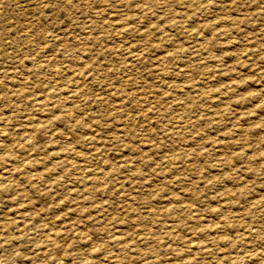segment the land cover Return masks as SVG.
<instances>
[{"label":"rangeland","instance_id":"374dc122","mask_svg":"<svg viewBox=\"0 0 264 264\" xmlns=\"http://www.w3.org/2000/svg\"><path fill=\"white\" fill-rule=\"evenodd\" d=\"M0 6L1 264H264V0Z\"/></svg>","mask_w":264,"mask_h":264},{"label":"bare ground","instance_id":"6f19581e","mask_svg":"<svg viewBox=\"0 0 264 264\" xmlns=\"http://www.w3.org/2000/svg\"><path fill=\"white\" fill-rule=\"evenodd\" d=\"M215 2H216V1H215ZM222 2H223V1H222ZM202 3H203V2H202ZM204 3H205V2H204ZM206 3H207V2H206ZM216 3H217V2H216ZM219 3H220V2H219ZM209 4H210V3H209ZM211 4H212V3H211ZM221 4H222V3H221ZM203 6H205V5L203 4ZM0 7H1V6H0ZM209 7H210V6H209ZM213 7L216 8V6H213ZM201 8H202V7H201ZM201 8H200V9H201ZM207 8H208V7H207ZM211 8H212V5H211ZM231 8H232V7H231ZM0 9H2V8H0ZM218 9H219V8H218ZM146 10H147V9H146ZM146 10H144V11H146ZM203 10H204V8H203ZM205 10H206V8H205ZM208 10L210 11V8H209ZM212 10H213V9H212ZM140 12H141V11H140ZM140 12L138 13V10H137V13H138V14H140ZM183 15H184V14H183ZM199 15H200V14H199ZM137 16H138V15H137ZM197 16H198V15H197ZM202 17H203V16H202ZM181 18H182V17H181ZM196 18H197V17H196ZM196 18H195V19H196ZM197 19H198V18H197ZM178 20H179V17H178ZM186 20H187V18H186ZM186 20H185V22H187ZM188 20H190V19H188ZM193 20H194V19H193ZM198 20H199V19H198ZM227 20H230V21H231L230 18L227 19ZM196 21H197V20H196ZM230 21H229L228 23H230ZM232 21H233V20H232ZM233 22H234V21H233ZM237 22H238V21H237ZM176 23H177V22H176ZM176 23H175V24H176ZM180 23H182V22H179V24H180ZM175 24H174L173 26H175ZM198 24H199V23H198ZM212 24H213V23H212ZM90 25H92V24H90ZM118 25H120V24L118 23ZM176 25H177V24H176ZM185 25H186V24H185ZM181 26H183V24H182ZM225 26H226V25H225ZM198 27H200V26H198ZM178 28H179V26H178ZM185 28H186V27H185ZM196 28H197V27H196ZM95 29H96V28H95ZM183 29H184V28H183ZM93 30H94V29H93ZM93 30H92V31H93ZM118 30H119V29H118ZM185 30H186V29H185ZM197 30L200 31L199 28H198ZM186 31H189V30H186ZM192 31H193V29H192ZM122 32H123V31H122ZM192 33H193V32H192ZM194 33H195V30H194ZM198 33H200V32H198ZM91 34H93V33H91ZM186 34H190V32H189V33H186ZM31 35H32V34H31ZM193 37H194V35H193ZM194 38H196V37H194ZM72 39H73V38H72ZM100 39H101V38H100ZM59 40H60V39H59ZM59 40H58V41H59ZM173 40H174V39H173ZM203 40H204V39H203ZM245 40H246V39H245ZM61 41H62V40H61ZM87 41H88V40H87ZM95 41H96V40H95ZM207 41H208V40H206L205 43H206ZM229 41H230V40L228 39V42H229ZM231 41H232V40H231ZM171 42H173V41H171ZM226 42H227V41H226ZM65 43H66V42H65ZM94 43H95V42H94ZM196 43H197V42H196ZM234 43H235V42H234ZM61 44H62V43H61ZM92 44H93V43H92ZM126 44H127V43H126ZM171 44H172V43H171ZM171 44H170V45H171ZM199 44H201V43H199ZM226 44H227V43H226ZM231 44H232V43H231ZM39 45H41V44H39ZM43 45H44V44H43ZM43 45H42V46H43ZM78 45H79V44H78ZM86 45H87V44H86ZM176 45H177V43H176ZM179 45L183 46V45L180 44V43H179ZM196 45H197V44H196ZM222 45H223V44H222ZM92 46H93V45H92ZM173 46H174V43H173ZM181 46H178V47H181ZM204 46H205V45H204ZM215 46H216V45H215ZM81 47H82V46H81ZM93 47H94V46H93ZM93 47H92V49H93ZM194 47H195V46H194ZM197 47H198V46H197ZM200 47H201V46H200ZM209 47H210V46H209ZM128 48H129V47H128ZM229 48H231V47H229ZM240 48H241V47H240ZM245 48H246V47H245ZM250 48H251V47H250ZM62 49H63V47H62ZM177 49H178V48H177ZM219 49H220V48H219ZM129 50H130V49H129ZM206 50H208V49L205 48V51H206ZM221 50H222V49H221ZM243 50H244V49H243ZM64 51H65V49H64ZM86 51H87V50H86ZM92 51H93V50H92ZM99 51H100V50H99ZM136 51H137V50H136ZM186 51H187V50H186ZM195 51H196V50H195ZM205 51H203V52H204V53H207V52H205ZM222 51H223V50H222ZM250 51H251V49H249V52H250ZM126 52H127V51H126ZM128 52H129V51H128ZM141 52H142V50H141ZM196 52H197V51H196ZM196 52H195V54H196ZM243 52H244V51H243ZM133 53H134V52H133ZM188 53H189V52H187V54H188ZM193 53H194V52H193ZM78 54H79V53H78ZM87 54H88V53H87ZM200 54H201V53H200ZM248 54H249V53H248ZM250 54H252V52H250ZM250 54H249V55H250ZM136 55H137V54H136ZM190 55H191V54H190ZM210 55H211V57H212V54H210ZM246 55H247V54H246ZM257 55H258V54H257ZM86 56H87V55H86ZM124 56H125V54H124ZM137 56H138V55H137ZM200 57H201V56H200ZM233 57H235V56H233ZM130 58H131V57H130ZM135 58H136V57H135ZM191 58H192V57H191ZM197 58H198V57H197ZM202 58H203V57H202ZM213 58H214V57H213ZM131 59L133 60V58H131ZM188 59H189V58H188ZM192 59H193V58H192ZM207 59H208V58H207ZM215 59H216V58H215ZM246 60H247V59H246ZM127 61H128V59H127ZM139 61H140V59H139ZM193 61H194V60H193ZM213 61H214V60H213ZM214 62H215V61H214ZM74 63H75V62H74ZM199 64H200V63H199ZM240 64H241V63H240ZM242 64H243V63H242ZM203 65H204V64H203ZM210 65H211V64H210ZM66 67H67V66H66ZM209 67H210V66H209ZM211 67H213V66H211ZM239 67H240V65H239ZM63 68H64V67H63ZM213 68H214V67H213ZM216 68H218V67H216ZM68 69H69V68H68ZM222 69H223V68H222ZM183 70H184V69H183ZM164 71H165V70H164ZM160 72H161V71H160ZM180 72H181V71H180ZM216 72H217V71H216ZM182 73H183V72H182ZM162 74H163V73H162ZM164 74H165V73H164ZM163 76H164V75H163ZM174 76H175V75H174ZM186 77H187V76H186ZM156 78H157V77H156ZM176 81H177V80H176ZM196 84H197V83H196ZM203 84H205V83H203ZM205 85H206V84H205ZM139 86H140L139 88H141V85H139ZM185 86H186V85H185ZM234 86H235V85H234ZM236 86H237V85H236ZM192 87H194V86H192ZM200 87L202 88L201 85H200ZM200 87H199V88H200ZM231 87H232V86H231ZM231 87H230V88H231ZM137 89H138V87H137ZM172 90H173V89H172ZM73 92H74V91H73ZM141 92H142V91H141ZM224 93H225V92H224ZM140 95H143V93L140 94ZM208 95H209V94H208ZM136 96H137V95H136ZM213 98H214V96H213ZM212 100H213V99H212ZM215 100H216V99H215ZM213 103H214V102H213ZM216 103H218V102H216ZM219 103H220V102H219ZM183 104H184V103H183ZM181 105H182V104H181ZM214 105H215V104H214ZM217 105H218V104H217ZM220 106H221V104H220ZM117 107H118V106H117ZM119 107H120V106H119ZM119 107H118V108H119ZM186 108H187V107H186ZM223 112H224V111H223ZM214 113H215V112H214ZM217 114H218V113H217ZM219 114H220V113H219ZM218 117H219V115H218ZM245 118H246V117H245ZM242 119H243V118H242ZM247 119H248V117H247ZM215 120H216V118H215ZM243 120H244V119H243ZM218 121H219V118H218ZM218 121H217V122H218ZM0 122H1V121H0ZM211 122H212V121H211ZM218 124H219V123H218ZM2 128H3V127H2ZM27 128H28V127H27ZM3 129H4V128H3ZM3 131H5V130H3ZM9 131H10V128H9ZM27 131H28V130H27ZM9 136H10V134H9ZM197 136H198V135H197ZM5 138H6V137H5ZM26 139H27V138H26ZM198 139H199V138H198ZM213 142H214V141H213ZM217 142H218V141H216V143H217ZM220 142H221V141H220ZM216 143H215V144H216ZM225 143H226V142H224V144H225ZM224 144H223V145H224ZM221 146H222V145H221ZM215 147H216V146H215ZM217 147H218V146H217ZM224 147H225V146H224ZM224 147H223V148H224ZM229 147H230V146H229ZM218 148H219V147H218ZM225 148H226V147H225ZM225 148H224V149H225ZM215 149H216V148H215ZM211 150H212V148H211ZM216 150H217V149H216ZM218 150H219V149H218ZM221 151H223V150L221 149ZM216 152H217V151H216ZM216 152H214V154H215ZM210 153H211V152H210ZM225 153H226V152H225ZM225 153H222V155H224ZM210 155H211V154H210ZM217 155H218V154H217ZM230 157H231V156H230ZM263 157H264V155H263ZM231 158H232V157H231ZM8 159H9V158H8ZM189 159H190V158H189ZM229 159H230V158H229ZM259 159H261V158L259 157ZM263 159H264V158H263ZM0 160H1V158H0ZM231 160H232V159H231ZM3 162H4V161H3ZM225 163H226V162H224V164H225ZM226 164H227V163H226ZM26 165H27V164H26ZM26 165H25V166H26ZM261 165H262V164H261ZM263 165H264V164H263ZM215 167H216V166H215ZM4 168H5V167H3L2 170H3ZM25 168H26V167H25ZM258 168H259V167H258ZM219 169H220V168H219ZM219 169H218V170H219ZM260 169H261V168H260ZM13 170H14V169H13ZM13 170H12V171H13ZM6 171H7V170H6ZM6 171L4 170L5 173H6ZM9 171H11V170H9ZM260 171H261V170H260ZM262 172H263V171H262ZM10 173H11V172H10ZM93 173H94V172H93ZM93 173H92V174H93ZM260 173H261V172H260ZM9 175H10V174H9ZM13 176H14V175H13ZM134 176H135V175H134ZM10 180H11V179H10ZM226 182H227V180H226ZM222 183H223V182H222ZM258 184H259V183H258ZM8 185H9V184H8ZM260 185H261V183L259 184V186H260ZM262 186H263V185H262ZM9 187H10V186H9ZM11 187H13V186L11 185ZM221 187H222V186H221ZM257 187H258V185H257ZM260 188H261V186H260ZM260 188H259V189H260ZM7 189H8V188H7ZM255 189H256V187H255ZM261 189H262V188H261ZM12 190H14V189H12ZM253 190H254V189H253ZM253 190H252V192H254ZM10 191H11V190H10ZM16 191H17V190H16ZM241 191H242V190H240V192H241ZM0 192H1V191H0ZM2 192H4V191H2ZM11 192H12V191H11ZM240 192H239L238 194H240V195L242 196V193H240ZM260 192H262V191H260ZM258 193H259V192H258ZM3 194H5V193H3ZM3 194H2V195H3ZM15 194H16V193H15ZM17 194L20 195L18 192H17ZM238 194H237V196H238ZM12 195H13V194H12ZM21 195H22V194H21ZM21 195H20V196H21ZM252 196H253V195H252ZM256 196H258V195H256ZM1 197H2V196H1ZM233 197H235V196H233ZM242 197H243V196H242ZM258 197H259V196H258ZM3 198H4V197H3ZM19 198L22 199V197H19ZM19 198L17 199V201L19 200ZM221 198H222V197H221ZM221 198H219V201H220ZM23 199H24V197H23ZM233 199H236V198H233ZM1 200H2V199H1ZM6 200H7V199H6ZM6 200H5V201H6ZM8 200H9V199H8ZM13 200L15 201L16 199L13 198ZM13 200H12V201H13ZM261 200H263V199H261ZM15 202H16V201H15ZM15 202H14V204H15ZM260 202H262V201H260ZM17 203H18V202H17ZM17 203H16V205H17ZM257 203H258V202H257ZM0 204H2V203H0ZM6 204H11V203H7V202H6ZM18 204H19V203H18ZM20 204H21V203H20ZM20 204H19V205H20ZM223 204H224V203H223ZM2 205H3V204H2ZM152 205H153V204H152ZM254 205H255V204H254ZM17 206H18V205H17ZM23 206H24V205H23ZM263 206H264V205H263ZM9 207H10V205H9ZM15 207H16V206H15ZM155 207H156V206H155ZM155 207H154V208H155ZM223 207H224V206H223ZM234 207H235V206H234ZM236 207H237V206H236ZM236 207H235V208H236ZM255 207H256V206H255ZM255 207H253V208H255ZM13 208H14V207H13ZM19 208H20V207H19ZM22 208H23V207H22ZM24 208H26V207H24ZM183 208H185V207L183 206ZM192 208H193V207H192ZM226 208H227V206H226ZM260 208H261V207H260ZM3 209H5V208H3ZM7 209H8V208H7ZM180 209H181V208H180ZM180 209H179V210H180ZM196 209H197V208H196ZM232 209H233V208H232ZM237 209H238V208H237ZM5 210H6V209H5ZM186 210H187V208H186ZM186 210H185V211H186ZM192 210H193V209H192ZM7 211H8V210H7ZM11 211H12V210H11ZM19 211H20V210H19ZM23 211H24V210H23ZM27 211H28V210H27ZM176 211H177V210H176ZM180 211H181V210H180ZM210 211H211V210H210ZM215 211H216V210H215ZM226 211H227V210H226ZM231 211H232V210H231ZM3 212H4V211H3ZM16 212H17V210H16ZM20 212H21V211H20ZM25 212H26V211H25ZM174 212H175V211H174ZM174 212H173V213H174ZM177 212H178V211H177ZM187 212H188V211H187ZM194 212H195V210H194ZM212 212H213V211H212ZM218 212H219V211H218ZM220 212H221V211H220ZM228 212H229V211H228ZM0 213H2V212L0 211ZM13 213H14V211H13ZM21 213H23V212H21ZM21 213L19 214V212H18L19 216H20V215L23 216V217H25V216L28 217V216H29V214L22 215ZM170 213H171V212H170ZM257 213H258V212H257ZM171 214H172V213H171ZM191 214H192V213H191ZM212 214H213V213H212ZM219 214H221V213H219ZM262 214H263V213H262ZM9 215H12V214L9 213ZM16 215H17V214H16ZM16 215H15V216H16ZM189 215H190V214H189ZM189 215H188V216H189ZM213 215H214V214H213ZM215 215H217V214H215ZM257 215H258V214H257ZM13 216H14V215H13ZM19 216H18V217H19ZM21 216H20V217H21ZM193 216H194V215H192V217H193ZM227 216H229V215H227ZM0 217H1V215H0ZM194 217H196V216H194ZM197 217H198V216H197ZM230 217H231V216H230ZM258 217H259V216H258ZM262 217H263V216H262ZM15 218H16V217H15ZM0 219H1V218H0ZM25 219H26V218H25ZM28 219H29V218H28ZM219 219H220V218H219ZM255 219H256V218H255ZM258 219H259V218H258ZM10 220H11V219H10ZM12 220H13V219H12ZM26 220H27V219H26ZM26 220H25V221H26ZM223 220H225V219H223ZM256 220H257V219H256ZM3 221H4V220H3ZM29 221H30V220H29ZM198 221H199V220H198ZM259 221H260V220H259ZM226 222H227V221H226ZM254 222H255V221H254ZM254 222H253V223H254ZM23 223H24V222H23ZM27 223H28V222H27ZM27 223H26V224H27ZM195 223H196V222H195ZM216 223H217V222H216ZM256 223H257V222H256ZM259 223H260V222H259ZM14 224H15V223H14ZM16 224H17V223H16ZM212 224H213V223H212ZM219 224H221V222H220ZM219 224H218V225H219ZM226 224H227V223H226ZM228 224H229V223H228ZM228 224H227V225H228ZM262 224H264V223H262ZM6 225H7V224H6ZM22 225H23V224H22ZM256 225H257V224H256ZM12 226H13V225H12ZM19 226H20V225H19ZM27 226H28V225H27ZM214 226H215V225H214ZM254 226H255V223H254ZM257 226H258V225H257ZM259 226H260V225H259ZM10 227H11V226H10ZM21 227H23V226H21ZM28 227H29V226H28ZM168 227H169V226H168ZM206 227H207V226H206ZM215 227H216V226H215ZM215 227H214V228H215ZM217 227H218V226H217ZM220 227H221V226H220ZM220 227H219V228H220ZM227 227H228V226H227ZM227 227H226V228H227ZM230 227H231V226H230ZM0 228H1V226H0ZM12 228H13V227H12ZM14 228H15V227H14ZM14 228H13V229H14ZM17 228L20 229V227H17ZM23 228H24V227H23ZM23 228H22L21 230H23ZM26 228H27V227H26ZM30 228H31V227H30ZM256 228H258V227H256ZM15 229H16V228H15ZM208 229H209V228H208ZM224 229H225V228H224ZM5 230H6V229H5ZM31 230H33V229H31ZM215 230H216V229H214V231H215ZM225 230H226V229H225ZM10 231H11V230H10ZM18 231H19V230H18ZM26 231H27V230H26ZM198 231H199V230H198ZM201 231H202V230H201ZM208 231H210V230H208ZM212 231H213V230H212ZM222 231H224V230H222ZM232 231H235V230H232ZM13 232H14V231H13ZM15 232H16V230H15ZM245 232H246V230H245ZM253 232H254V231H253ZM259 232H260V231H259ZM196 233H197V232H196ZM198 233H199V232H198ZM198 233H197V234H198ZM200 233H202V232H200ZM260 233H261V232H260ZM18 234H19V233H18ZM21 234H22V233H21ZM263 234H264V233H263ZM16 235H17V234H16ZM201 235H202V234H201ZM247 235H248V234H247ZM253 235H255V234H253ZM27 236H30V234L27 235ZM193 236H195V235H193ZM21 237H22V236H21ZM31 237H32V236H31ZM198 237H199V236H198ZM32 238H33V237H32ZM191 238H192V237H191ZM195 238H196V237H195ZM1 239H3V238H1ZM1 239H0V240H1ZM13 239H14V238H13ZM16 239H17V238H16ZM20 239H21V238H20ZM123 239H124V238H123ZM142 239H143V238H141V240H142ZM146 239L149 240L148 238H146ZM246 239H247V237H246ZM14 240H15V239H14ZM137 240H138V239H137ZM187 240H188V239H187ZM193 240L196 241L194 238H193ZM251 240H252V239H251ZM15 241H16V240H15ZM22 241H23V240H22ZM22 241H21V242H22ZM121 241H122V240H121ZM149 241H150V240H149ZM152 241H153V240H152ZM182 241H183V240H182ZM189 241H191V240H189ZM189 241H188V242H189ZM215 241H216V240H215ZM221 241H222V240H221ZM221 241H220V242H221ZM249 241H250V240H249ZM18 242H19V241H18ZM142 242H143V241H142ZM191 242H192V241H191ZM207 242H208V241H207ZM212 242H213V240H212ZM243 242H244V241H243ZM243 242H242V243H243ZM245 242H246V241H245ZM13 243H14V242H13ZM13 243H11V244H13ZM150 243H151V242H150ZM189 243H190V242H189ZM208 243H209V242H208ZM214 243H215V242H214ZM222 243H223V242H222ZM246 243H248V242H246ZM145 244H148V243H145ZM145 244H144V245H145ZM197 244H198V243H197ZM200 244H201V243H200ZM240 244H241V243H240ZM244 244H245V243H244ZM250 244H251V243H250ZM4 245H5V244H4ZM4 245H3V246H4ZM119 245H120V244H119ZM134 245H135V244H134ZM140 245H141V244H140ZM163 245H164V244H163ZM198 245H199V244H198ZM198 245L195 246V247H198ZM210 245H211V246H209L208 248H209V249H210V247L213 248V247H212L213 245H212V244H210ZM225 245H226V243H225ZM242 245H243V244H242ZM245 245H246V244H245ZM5 246H6V245H5ZM116 246H117V245H116ZM125 246H126V244H125ZM142 246H143V245H142ZM193 246H194V245H193ZM126 247H127V246H126ZM126 247H125V248H126ZM134 247H135V246H134ZM206 247H207V246H206ZM224 247H225V246H224ZM231 247H232V245H231ZM239 247H240V245H239ZM242 247H243V246H242ZM3 248H4V247H3ZM118 248H119V247H118ZM125 248H124V249H125ZM135 248H136V247H135ZM156 248H157V246H156ZM187 248H188V246H187ZM187 248H186V249H187ZM190 248H191V247H190ZM190 248H189V249H190ZM199 248H200V247H199ZM204 248H205V247H204ZM204 248H202V249H204ZM225 248H226V249H229L230 247H229V248L225 247ZM128 249H129V248H128ZM131 249H132V248H131ZM131 249H130V250H131ZM168 249H169V248H168ZM175 249H176V248H175ZM194 249H196V248H194ZM209 249H208V250H209ZM220 249H221V247H220ZM132 250H133V249H132ZM151 250H152V249H151ZM178 250H179V249H177V251H178ZM184 250H185V249H184ZM197 250H198V249H197ZM197 250H196V251H197ZM206 250H207V249H206ZM244 250H245V248H244ZM135 251H136V250H135ZM135 251H134V252H135ZM172 251H173V250H172ZM177 251H175V252H177ZM198 251H200V250H198ZM220 251H221V250H220ZM224 251H225V250H224ZM136 252H137V251H136ZM150 252H151V251H150ZM152 252H153V250H152ZM162 252H163V251H162ZM173 252H174V251H173ZM183 252H184V251H182V253H183ZM185 252H186V250H185ZM202 252H203V250H202ZM226 252L228 253V251H226ZM254 252H255V251H254ZM132 253H133V252H132ZM147 253L149 254V252H147ZM165 253H166V252H165ZM165 253H164V254H165ZM170 253H171V252H170ZM178 253H179V252H178ZM188 253H193V250H192L191 252H188ZM188 253H187V254H188ZM204 253H205V252H204ZM210 253H211V252H210ZM212 253H213V251H212ZM249 253H250V252H249ZM249 253H248V254H249ZM133 254H135V253H133ZM152 254H153V253H152ZM156 254H157V253H156ZM159 254H160V253H159ZM164 254H163V255H164ZM172 254H173V253H172ZM175 254H176V253H175ZM175 254H174V255H175ZM180 254H181V253H180ZM184 254H185V253H184ZM187 254H185V257L187 256ZM197 254H198V253H197ZM223 254H224V252H223ZM229 254H230V253H229ZM258 254H259V253H258ZM136 255H137V253H136ZM140 255H141V254H140ZM140 255H139V257H141ZM143 255H144V254H143ZM194 255H196V254H193V256H194ZM203 255H204V254H203ZM207 255H208V254H207ZM214 255H215V254H214ZM240 255H241V254H240ZM19 256H20V255H19ZM19 256H17V257H19ZM21 256H22V255H21ZM170 256H171V255H170ZM172 256H173V255H172ZM175 256H176V255H175ZM188 256H189V255H188ZM188 256H187V257H188ZM204 256H205V255H204ZM204 256H203V257H204ZM211 256H212V255H211ZM227 256H228V255H227ZM227 256H224V257L227 258ZM236 256H237V254H236ZM258 256H259V255H258ZM262 256H263V258H264V255H262ZM5 257H6V256H5ZM23 257H24V256H23ZM119 257H120V256H119ZM137 257H138V256H137ZM180 257H181V256H180ZM182 257H183V256H182ZM198 257H199V256H198ZM207 257H208V256H207ZM209 257H210V255H209ZM216 257H217V256H216ZM216 257H213V256H212V258H216ZM239 257H240V256H239ZM247 257H248V255H247ZM259 257H261V256H259ZM6 258H7V257H6ZM143 258H144V257H143ZM146 258H147V257H146ZM149 258H150V257H149ZM175 258H176V257H175ZM189 258H191V257H189ZM195 258H196V257H195ZM201 258H202V254H201ZM210 258H211V257H210ZM226 258H225V259H226ZM228 258H229V257H228ZM263 258H262V259H263ZM16 259H19V258H16ZM127 259H128V258H127ZM147 259H148V258H147ZM163 259H164V258H163ZM230 259H231V258H230ZM230 259H227V260H230ZM246 259H247V258H246ZM246 259H245V260H246ZM141 260H142V259H141ZM150 260H151V259H150ZM202 260H203V259H202ZM208 260H210V259L208 258ZM245 260H244V261H245ZM263 260H264V259H263ZM3 261H4V260H3ZM3 261H2V262H3ZM122 261H123V260H122ZM129 261H130V260H129ZM143 261H144V260H143ZM155 261H156V260H155ZM158 261H159V260H158ZM158 261H157V262H158ZM196 261H198V260H196ZM222 261H223V260H222ZM247 261H250V260L248 259ZM125 262H126V261H125ZM133 262H134V261H133ZM159 262H160V261H159ZM199 262H200V261H199ZM208 262H209V261H208ZM228 262H229V261H228ZM149 263H150V262H149ZM179 263H180V262H179ZM184 263H185V262H184ZM186 263H187V262H186ZM205 263H207V261H206ZM0 264H1V263H0ZM143 264H144V263H143ZM170 264H171V263H170ZM177 264H178V263H177ZM180 264H181V263H180ZM182 264H183V262H182ZM193 264H194V262H193ZM221 264H223V263H221ZM224 264H225V263H224ZM227 264H228V263H227ZM236 264H237V263H236ZM261 264H262V263H261Z\"/></svg>","mask_w":264,"mask_h":264}]
</instances>
